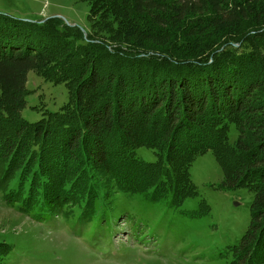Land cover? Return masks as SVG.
<instances>
[{
  "label": "trees",
  "instance_id": "obj_1",
  "mask_svg": "<svg viewBox=\"0 0 264 264\" xmlns=\"http://www.w3.org/2000/svg\"><path fill=\"white\" fill-rule=\"evenodd\" d=\"M89 25L85 37L58 18L0 14L3 202L93 234L121 196L172 210L197 198L190 170L211 152L219 189L254 195L248 230L225 257L264 264V0H91ZM31 72L68 91L36 123L22 116ZM143 147L156 162L138 159ZM210 213L201 202L190 216ZM13 250L0 242V264Z\"/></svg>",
  "mask_w": 264,
  "mask_h": 264
},
{
  "label": "rangeland",
  "instance_id": "obj_2",
  "mask_svg": "<svg viewBox=\"0 0 264 264\" xmlns=\"http://www.w3.org/2000/svg\"><path fill=\"white\" fill-rule=\"evenodd\" d=\"M90 1L0 0V14L27 23L58 18L86 32ZM27 88L30 94L22 116L30 123L68 102L64 85L47 82L35 72L29 73ZM231 131L235 141L236 128ZM137 157L146 163L157 160L156 152L145 147ZM190 173L199 196L181 209L151 205L142 196H121L110 224H102L93 234L78 219L60 214L27 216L0 197V242L14 247L6 264H229L232 258L225 255L248 230L254 195L246 189L220 190L224 177L211 152L198 158ZM201 202L211 213L192 218Z\"/></svg>",
  "mask_w": 264,
  "mask_h": 264
},
{
  "label": "water",
  "instance_id": "obj_3",
  "mask_svg": "<svg viewBox=\"0 0 264 264\" xmlns=\"http://www.w3.org/2000/svg\"><path fill=\"white\" fill-rule=\"evenodd\" d=\"M82 31H83V30H82ZM83 32H84V34H85V36H86L87 33H86L85 31H83Z\"/></svg>",
  "mask_w": 264,
  "mask_h": 264
}]
</instances>
